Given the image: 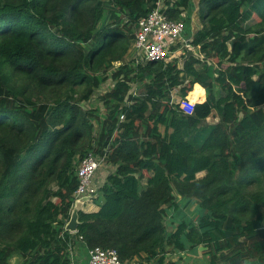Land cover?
I'll use <instances>...</instances> for the list:
<instances>
[{
	"label": "trees",
	"instance_id": "obj_1",
	"mask_svg": "<svg viewBox=\"0 0 264 264\" xmlns=\"http://www.w3.org/2000/svg\"><path fill=\"white\" fill-rule=\"evenodd\" d=\"M157 1L0 0V264H70L78 240L123 263L201 249L206 264H264V0H197L202 60L182 70L125 63ZM163 3L169 20L192 12ZM108 80L99 121L82 104ZM193 89L205 100L185 115L171 94ZM105 150L114 171L72 235L77 167Z\"/></svg>",
	"mask_w": 264,
	"mask_h": 264
},
{
	"label": "built area",
	"instance_id": "obj_2",
	"mask_svg": "<svg viewBox=\"0 0 264 264\" xmlns=\"http://www.w3.org/2000/svg\"><path fill=\"white\" fill-rule=\"evenodd\" d=\"M163 1L158 0L156 8L137 24L132 46L136 47L139 54V58H133L136 64L167 62L170 56L175 60L180 55H184L187 47L196 49L191 46V39H185L186 23L182 20H169L164 13ZM189 112L191 115L192 111ZM122 120L123 115L120 116V121ZM106 152L105 150L103 157L90 153L78 165L76 170L78 187L73 194L72 208L76 202L91 198L95 193L91 188V182L105 162ZM71 234L75 235V233ZM75 251L76 245L69 253L70 264H76L73 259ZM88 264H130V262H121L114 250L95 248L88 252Z\"/></svg>",
	"mask_w": 264,
	"mask_h": 264
},
{
	"label": "rangeland",
	"instance_id": "obj_3",
	"mask_svg": "<svg viewBox=\"0 0 264 264\" xmlns=\"http://www.w3.org/2000/svg\"><path fill=\"white\" fill-rule=\"evenodd\" d=\"M192 1V0H191ZM194 1V0H193ZM196 11V10H195ZM197 12V11H196ZM188 13L189 11L185 12L186 16H188ZM192 13V12H191ZM193 16V20H194V24L195 26H199L200 25V22L198 20V13H196L195 15H191ZM185 17V16H184ZM192 18V17H191ZM183 19L185 18H182L180 20L183 21ZM186 23V22H185ZM185 39H188V38H185ZM183 56L184 55H180L179 58L173 60L171 59V56L169 57V60L166 62H178L179 59H183ZM132 58H139V54H138V50L136 49V47H132L126 60H125V63L126 62H130L132 60ZM179 60V62L181 61ZM179 68H180V65H179ZM112 86H113V83L111 82V80H108L106 81L105 83H101L100 85V88L97 92H95V94L92 96V98L90 99L89 102H85L82 104V107L84 108V110H90L91 112H96L95 113V116L96 118L100 121L104 120L105 119V115H106V111H105V107H103V103H102V97L105 93H107L109 90L112 89ZM134 86H132L133 88ZM131 88V90H132ZM200 88V87H199ZM195 89V87H194ZM194 89L193 91L189 94L188 97H186L185 99H181L180 95L178 94V90H175L172 92L171 94V101L172 103H180L181 102V106L180 108L183 110V113L185 115H190V112L189 111H192L193 109V106L195 104H198V102L205 96L204 95V92L200 93L199 95L196 96V94H194ZM201 89V88H200ZM130 92H133L131 91ZM139 91V90H138ZM138 91L135 93L137 94ZM203 91V90H202ZM134 95V94H133ZM93 125H94V128L96 130V135H97V131H98V126H97V123H95L94 121H92ZM199 133H201V129L199 130ZM205 133V132H204ZM197 138L199 137V135L196 136ZM108 164H105V162L102 164L101 168H105L107 167L109 169V166H107ZM101 170V169H100ZM96 193V191H95ZM94 193V194H95ZM92 197V196H91ZM99 202H102V200H100ZM184 204V203H183ZM183 204L181 206H183ZM97 205V204H96ZM193 207H191L190 209H186L183 208L178 216L175 217L174 219V222H179V221H186V220H189V218H193L194 215L192 216V210ZM191 213V214H190ZM170 220H166V225H167V228L168 229V232L171 231L170 229ZM191 254H193L192 256H189L187 254L183 255V257H180V256H176L179 258L178 260V264H206L204 258H203V255L202 254H198V252H192ZM170 255H172V253L170 252ZM168 259H170L168 257ZM13 264H15V260L12 261ZM171 262V261H170Z\"/></svg>",
	"mask_w": 264,
	"mask_h": 264
},
{
	"label": "crops",
	"instance_id": "obj_4",
	"mask_svg": "<svg viewBox=\"0 0 264 264\" xmlns=\"http://www.w3.org/2000/svg\"><path fill=\"white\" fill-rule=\"evenodd\" d=\"M192 13L188 16L185 15V19H189V21L186 22V37L185 38H192L193 35L199 31V29L201 28V25L199 26H195L194 24V20H193V16H191L192 14L195 15L198 10V2L197 0H192ZM196 10V11H195ZM192 17V18H191ZM204 92V91H203ZM205 95V93H204ZM205 100V96L198 102V103H202ZM101 170H99L97 172V174L94 176L92 182H91V188L94 191H98L104 184L106 177L112 173L114 171V169H112V167L109 166V169L107 167L105 168H100ZM89 209H91V211L95 210L94 206L89 207ZM201 250V249H199ZM198 249L196 250L198 252V254H200V251ZM88 252L89 250L87 249L86 246H84V244L82 242L76 241V251L74 252L73 255V259L75 261L76 264H88ZM193 251H186L184 252L183 255L187 254L189 256H192L193 254H191ZM171 262H178V257H176L175 254H172L169 256ZM130 264H147V261L145 260L144 257L142 258H138V259H134L133 261L130 262Z\"/></svg>",
	"mask_w": 264,
	"mask_h": 264
},
{
	"label": "water",
	"instance_id": "obj_5",
	"mask_svg": "<svg viewBox=\"0 0 264 264\" xmlns=\"http://www.w3.org/2000/svg\"><path fill=\"white\" fill-rule=\"evenodd\" d=\"M191 58H195V59H197L199 61L202 60V58L198 55L197 49H192L190 47H187L185 49V56L179 63L181 70H182L185 62H187ZM89 199L90 198L84 199V200L78 201V202H76L74 204V207L72 208V211H71L69 222L65 226V230L67 232H69V233H76L77 232V228H78V213L81 210V208L84 205V203L87 200H89Z\"/></svg>",
	"mask_w": 264,
	"mask_h": 264
},
{
	"label": "clouds",
	"instance_id": "obj_6",
	"mask_svg": "<svg viewBox=\"0 0 264 264\" xmlns=\"http://www.w3.org/2000/svg\"><path fill=\"white\" fill-rule=\"evenodd\" d=\"M186 37V36H185ZM191 39V38H190ZM198 51V50H197ZM199 55V54H198ZM184 56H185V54H184ZM184 56H183V58H184ZM180 63V62H179ZM71 234V233H70Z\"/></svg>",
	"mask_w": 264,
	"mask_h": 264
}]
</instances>
